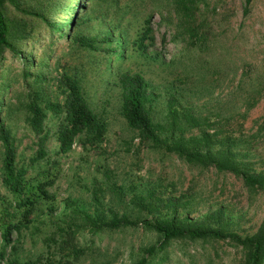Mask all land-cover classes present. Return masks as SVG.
<instances>
[{
	"label": "rangeland",
	"instance_id": "rangeland-1",
	"mask_svg": "<svg viewBox=\"0 0 264 264\" xmlns=\"http://www.w3.org/2000/svg\"><path fill=\"white\" fill-rule=\"evenodd\" d=\"M127 3L105 0L88 31L116 36L124 30L118 36L126 39L120 60L108 63L100 46L96 51L80 49L66 39L47 47L45 32L44 40L31 43L32 38L26 44L35 61L44 49L48 51L40 70L45 78L41 92L50 98L55 94L52 78L60 70L65 67L77 74L87 103L106 122L98 147L74 143L67 153H57L55 121L46 118L44 154L36 156L37 138L23 121L28 78L21 77L17 57L6 54L1 64L0 83L6 81L8 86L0 89V117L13 137L15 164L26 168V178L44 179V171L50 173L53 184L47 187L48 198L34 205L28 222L11 232L9 244L0 239V264L37 256L48 257L52 264H132L142 256L147 264H238L240 248L228 239L173 240L154 257L146 256L143 249L158 240L154 231L137 223L102 226L94 232L81 213L105 223L121 213L134 220L171 215L197 219L221 209L217 225L223 222L241 237L252 233L264 215V189L248 193L230 172L187 164L173 152L141 142L119 113L117 85L121 70L141 73L154 121H163L165 99L173 92L183 108L198 118L207 117L211 125L186 134L218 128L232 136L235 159L244 162L248 172H264V0L246 4L245 0H135L133 9L124 12ZM182 4L191 11L190 22L199 26L204 44H187L180 27ZM143 26L150 31L143 48L135 50L133 42ZM36 32L42 35L43 25H37ZM251 98L255 102L249 106ZM1 158L0 143V201L8 202L12 195L1 183ZM138 197L144 198L141 203ZM74 210L78 215H72ZM70 220L76 228L72 226L74 232L64 243L58 227Z\"/></svg>",
	"mask_w": 264,
	"mask_h": 264
},
{
	"label": "trees",
	"instance_id": "trees-1",
	"mask_svg": "<svg viewBox=\"0 0 264 264\" xmlns=\"http://www.w3.org/2000/svg\"><path fill=\"white\" fill-rule=\"evenodd\" d=\"M138 1V0H137ZM249 0H245V4ZM105 0H0V69L6 54L17 57L21 61L20 75L26 80L28 98L22 105L23 121L37 138L38 153L44 154L42 143L48 135L45 129L46 118L55 121L53 135L56 141V152L65 154L71 150L74 143L81 148L98 147L104 140L106 122L87 103L79 77L76 73L68 71L65 67L52 78L55 82L53 98L42 93V83L45 81L41 73L48 51L36 61L32 57L31 49H26L29 39H45L47 47L66 39L80 49L96 51L98 46L108 55L107 62L120 60L123 56L122 47L126 39L119 38L125 34L118 30L113 36L109 31L102 33H88L92 26L90 21L95 20L97 8L103 7ZM135 0H128L124 12L133 9ZM13 10L10 13L9 7ZM246 10V8H244ZM181 32L187 44H204L199 26L190 22L189 8L182 4ZM147 21V20H145ZM43 25V34L36 32V26ZM117 26V25H114ZM142 27V26H141ZM141 34L133 44L135 50L144 46V39L149 33L148 26H143ZM99 35V36H98ZM42 44V43H41ZM23 46H25L23 48ZM121 51V52H120ZM108 65L105 66V69ZM48 81V80H47ZM38 85V86H37ZM119 87V113L126 125L135 131V136L155 149L173 152L178 158L190 165L213 167L216 171H227L239 177L248 193L264 189V172H248L244 162L235 159L232 147L235 145L232 136L218 128L199 129L197 134H186L192 128H201L207 125L208 118H198L179 104L173 92H169L165 99V113L163 121H154L150 113V94L147 90V81L141 73L121 70L117 74ZM8 86L6 81L0 83V89ZM255 98L248 101L252 105ZM2 99H0V104ZM0 143L2 146L1 158V183L11 193L12 201H0V239L3 245L10 242L12 231L17 232L29 220L34 205L40 199H47V187L53 184V177L44 171V179L25 177L26 168L15 164V150L10 129L0 117ZM54 163L50 164L53 166ZM97 190V191H96ZM98 188L93 192L97 199ZM139 203L144 198H136ZM148 208L149 206L144 205ZM81 213V212H80ZM72 215H78L73 211ZM82 220L88 225L90 231L97 232L102 226L117 228L140 223L145 229L155 232L157 243L143 249L146 256L154 257L173 240L206 241L225 240L240 248L241 256L238 264H263L264 263V215L256 229L247 235L239 236L227 230L223 222L221 209L207 212L203 217L190 219L182 216H164L152 220L130 219L125 213L114 214L105 223L87 213H81ZM73 219V216H72ZM139 221V222H138ZM76 224L70 220L58 227V232L63 236L64 243L74 232L72 226ZM73 228V229H72ZM53 240V238H48ZM3 264H52L48 257L37 256L33 259L11 258ZM132 264H147L145 256L140 257Z\"/></svg>",
	"mask_w": 264,
	"mask_h": 264
}]
</instances>
